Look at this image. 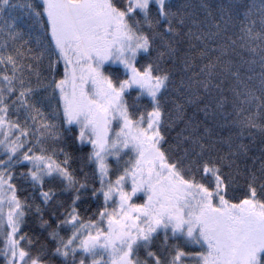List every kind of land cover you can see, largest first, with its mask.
<instances>
[{
	"label": "snow or ice",
	"instance_id": "snow-or-ice-1",
	"mask_svg": "<svg viewBox=\"0 0 264 264\" xmlns=\"http://www.w3.org/2000/svg\"><path fill=\"white\" fill-rule=\"evenodd\" d=\"M0 264H264V0H0Z\"/></svg>",
	"mask_w": 264,
	"mask_h": 264
}]
</instances>
